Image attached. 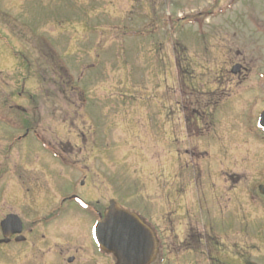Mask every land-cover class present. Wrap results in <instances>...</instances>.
I'll list each match as a JSON object with an SVG mask.
<instances>
[{
    "label": "rangeland",
    "instance_id": "1",
    "mask_svg": "<svg viewBox=\"0 0 264 264\" xmlns=\"http://www.w3.org/2000/svg\"><path fill=\"white\" fill-rule=\"evenodd\" d=\"M221 3L0 0V105L5 118L0 126V155L42 150L34 136L38 133L52 148L88 151V156L75 159L84 160L82 166L98 168L102 180L120 200L139 201L143 190L156 191V183L171 188L173 172L167 167L163 179L158 170L164 157L177 150L172 141L185 139L189 129L185 115L194 110L207 112L200 117L193 113L188 133L194 140L188 146L211 152L215 148L208 146L218 144L209 142L210 134L230 128L241 134L240 126L251 125L255 118L252 105H248L254 102V63H246L251 73L241 88H236L235 76H230L234 81L229 84L224 78L232 66L228 50H237L232 44H239L240 32L238 38H232L234 31H230L227 41L219 18L208 22L207 10ZM243 38L249 42L246 31ZM65 82H70L71 88ZM227 87L226 97L231 94L235 99L222 104ZM83 98L85 102L80 104ZM14 105L25 109L29 126L24 125L21 112L20 118L11 116L8 108ZM227 117L230 124L224 126ZM162 118L165 134L156 127ZM26 127L31 134L23 139ZM223 140L229 150L239 145L246 160V186L242 192L243 235L237 237L235 222L234 233L223 237L227 246H235L230 250L233 255L222 258L235 262L243 257V264H264V201L256 188L263 179L259 170L262 173L264 169L257 167L254 159L264 156V141ZM181 166V173H194L185 166V159ZM185 193L183 204L190 198L189 192ZM212 195L208 191L207 196ZM252 196L255 201H250ZM224 224L232 225L231 218ZM237 243L240 253L235 250ZM215 255L219 256L218 252Z\"/></svg>",
    "mask_w": 264,
    "mask_h": 264
},
{
    "label": "flooded vegetation",
    "instance_id": "2",
    "mask_svg": "<svg viewBox=\"0 0 264 264\" xmlns=\"http://www.w3.org/2000/svg\"><path fill=\"white\" fill-rule=\"evenodd\" d=\"M206 15L208 22L219 18L227 41L230 31H234L232 38H238L237 32H240L239 44H232L237 50H228L232 66L224 77L227 83L234 81L230 76H235L236 88H241L251 73L246 63L250 60L254 63V102L248 103L255 111L251 125H241V134L231 128L223 133L210 134L209 142L218 145L212 143L208 148L215 149L212 152L197 150L195 146H188L194 140V136L188 133L191 118H194L193 113L199 117L208 114L205 110H194L185 115L184 122L189 131L186 130L185 139L178 137L172 141L177 150L164 157L165 163L161 171L158 170V176L163 179L167 167L170 173L173 172L172 187L167 190L163 184L156 183L153 185L156 191L147 193L143 190V197L134 202L130 198L118 199L114 189L107 187L102 180L98 168L82 166L85 161L75 159L88 156V151L52 148L38 133L34 134L42 150L30 154L6 151L0 155V264H118L116 255L101 246L95 233L112 203L136 216L153 236L154 255L149 264H167L171 260L173 264H243V257L234 256L238 259L235 262L222 258L226 254L233 255L230 250L234 251L235 246H227L223 237L234 233L235 222L237 237L243 235L242 192L246 186L245 157L239 145L229 150L223 139L247 141L248 138H260L264 141V0H222L221 6H211ZM245 31L249 42L243 38ZM228 92L227 87L222 94V104L235 99L231 94L226 97ZM31 102L34 104L32 98ZM80 102L83 104L84 98ZM231 104L238 108L245 106ZM8 109L14 117L18 115L20 118L18 113L21 112L24 125L29 126L25 109H20L19 105ZM1 110L2 105L0 126H4ZM177 115L179 119V112ZM228 119L224 120L227 124L224 126L230 124ZM162 120L156 127L165 134ZM197 127L199 129V124ZM30 134L31 129L26 127L22 138ZM22 138L18 137V140ZM181 146L185 149L181 150ZM96 154L98 158L100 152ZM182 159H185V166L193 169V174L181 173ZM254 159L257 167L264 169V156ZM260 171L258 174H263V179L257 182L256 188L264 201L260 192L264 185V171ZM71 175H77L78 179H72ZM107 191L108 196L102 198ZM185 191L189 192L190 198L183 204ZM208 191L210 196L213 194L210 198ZM255 200L252 196L250 201ZM229 218L232 225L225 227ZM215 231L221 236H216ZM235 250L240 253L238 243Z\"/></svg>",
    "mask_w": 264,
    "mask_h": 264
},
{
    "label": "water",
    "instance_id": "3",
    "mask_svg": "<svg viewBox=\"0 0 264 264\" xmlns=\"http://www.w3.org/2000/svg\"><path fill=\"white\" fill-rule=\"evenodd\" d=\"M264 195V185L260 187ZM101 246L113 252L118 264H149L154 255V239L133 214L112 203L95 230Z\"/></svg>",
    "mask_w": 264,
    "mask_h": 264
},
{
    "label": "trees",
    "instance_id": "4",
    "mask_svg": "<svg viewBox=\"0 0 264 264\" xmlns=\"http://www.w3.org/2000/svg\"><path fill=\"white\" fill-rule=\"evenodd\" d=\"M70 82H71V81H70ZM70 82H65V84L70 86ZM69 86H68V87H69ZM69 88H71V86H70Z\"/></svg>",
    "mask_w": 264,
    "mask_h": 264
}]
</instances>
